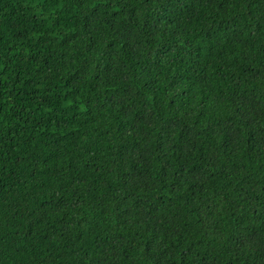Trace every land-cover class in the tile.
I'll list each match as a JSON object with an SVG mask.
<instances>
[{"label":"trees","instance_id":"1","mask_svg":"<svg viewBox=\"0 0 264 264\" xmlns=\"http://www.w3.org/2000/svg\"><path fill=\"white\" fill-rule=\"evenodd\" d=\"M0 264H264V0H0Z\"/></svg>","mask_w":264,"mask_h":264}]
</instances>
